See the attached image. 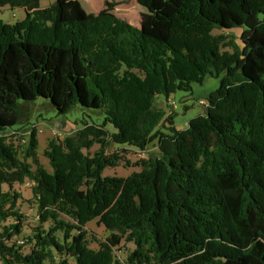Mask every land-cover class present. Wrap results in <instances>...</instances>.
I'll return each mask as SVG.
<instances>
[{
    "label": "trees",
    "instance_id": "1",
    "mask_svg": "<svg viewBox=\"0 0 264 264\" xmlns=\"http://www.w3.org/2000/svg\"><path fill=\"white\" fill-rule=\"evenodd\" d=\"M40 1L0 0L24 12L0 20V264H264V0H136L139 26L107 0L97 13ZM236 28L249 34L225 44ZM206 76L221 79L204 115L176 129L156 97ZM37 99L59 115H103L50 140V172L34 128L21 158L2 135ZM96 140L101 149L84 154ZM105 145L156 153L127 177H103L121 160ZM27 180L37 225L24 235L13 186ZM93 220L110 233L97 249L85 231ZM122 240L133 246L124 260Z\"/></svg>",
    "mask_w": 264,
    "mask_h": 264
},
{
    "label": "rangeland",
    "instance_id": "2",
    "mask_svg": "<svg viewBox=\"0 0 264 264\" xmlns=\"http://www.w3.org/2000/svg\"><path fill=\"white\" fill-rule=\"evenodd\" d=\"M54 0H41L40 6H45L52 3ZM82 8L87 13H97L103 8L104 0H78ZM114 2V14L120 18L125 19L130 24L139 26L141 11L145 9L140 6L136 0H107ZM24 17V12L21 9H10L8 7L0 8V20L5 23H14ZM259 19H263L259 16ZM242 28H236L226 32L227 43L239 44V41L245 38L249 32H243ZM221 32L214 29L212 34L218 35ZM222 51H231L228 46L222 48ZM221 77L215 78L206 76L202 83H193L191 90L185 92L177 90L171 93L167 98L158 95L155 100V105L161 108L166 114L172 113L173 125L178 130H184L190 119L200 115H204L205 107L199 104L200 100H206L209 93L213 92L219 87ZM82 120L93 122L97 125L103 123V115L98 110H89L75 106L71 111L65 115H59L55 109L50 106L46 101L37 99L31 104H28L26 111V118L12 127V130H5L2 135L6 138V143L11 144L17 151L18 156L21 158L24 151L27 136L31 128L37 132V149L36 157L39 164L47 171H51L48 159L45 157L44 152L48 148V143L51 139L62 140L66 137H73L75 133L82 128ZM105 129L112 133L115 130L110 124L105 125ZM104 141L107 139L101 137ZM102 144L97 140L94 141L89 150H83L84 154L92 156L95 152L99 151ZM105 150L108 154L118 152L121 156L119 165L114 168H106L102 172L103 177H127L133 172L139 171V168L134 164L139 160L135 150L127 149L124 152L121 148L114 145H105ZM148 154H155L156 149L153 145H149L147 149ZM7 187L3 186V190ZM13 190L20 195L18 200V208L24 215L25 221L23 226V234L27 235L31 229L37 225L35 206L33 204L31 194V184L25 181L23 184H15ZM86 238L89 247L97 249L99 243L106 242L110 233L102 226L93 220L87 223L85 227ZM21 239V238H19ZM20 241V240H19ZM133 246L124 240L114 248L116 258L124 260L127 254L132 250ZM73 264V263H71Z\"/></svg>",
    "mask_w": 264,
    "mask_h": 264
},
{
    "label": "built area",
    "instance_id": "3",
    "mask_svg": "<svg viewBox=\"0 0 264 264\" xmlns=\"http://www.w3.org/2000/svg\"><path fill=\"white\" fill-rule=\"evenodd\" d=\"M199 104L202 105V106H204V107H208L209 106V103H208L207 100H200L199 101ZM136 153H137L138 157H140L139 159H142V158H146L147 157L145 151H136ZM26 182H27V184H31V182L28 181V180Z\"/></svg>",
    "mask_w": 264,
    "mask_h": 264
},
{
    "label": "crops",
    "instance_id": "4",
    "mask_svg": "<svg viewBox=\"0 0 264 264\" xmlns=\"http://www.w3.org/2000/svg\"><path fill=\"white\" fill-rule=\"evenodd\" d=\"M141 13H144V12L141 11ZM226 35H227V34H226Z\"/></svg>",
    "mask_w": 264,
    "mask_h": 264
}]
</instances>
